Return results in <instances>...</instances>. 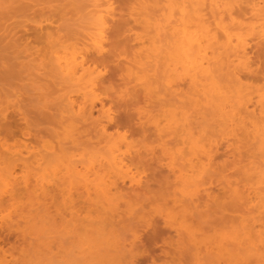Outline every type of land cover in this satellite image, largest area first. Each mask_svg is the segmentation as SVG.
Listing matches in <instances>:
<instances>
[{"label": "rangeland", "instance_id": "obj_1", "mask_svg": "<svg viewBox=\"0 0 264 264\" xmlns=\"http://www.w3.org/2000/svg\"><path fill=\"white\" fill-rule=\"evenodd\" d=\"M157 1L159 3L155 2V6L147 9L150 11L148 13L150 20L159 18L162 19L161 23L166 25L162 7L168 2ZM135 2L134 17L132 16L134 13L130 12L133 11L132 0L131 3L130 0H113L115 19L111 18L112 22L107 32L111 44H107L106 52L95 57L103 72L98 91L101 99L107 107H111L114 114L113 121L109 123V130L113 132L118 128L128 136V141L132 145L127 147L129 151L124 154L125 159L132 171L141 178V183L130 187L129 179L125 183L119 181L121 189L116 202L120 204L117 203L115 210L104 208L101 204H90L91 200L99 197L95 196L94 189L89 198L85 186L76 184L73 187L77 181L82 182L76 179L78 175L74 177L75 173L72 181L75 179L77 181L70 184L72 188L66 184L63 186H67L66 190L64 188L56 190L54 203L48 208L49 211L46 207L47 199L44 193H40L42 190L38 191L40 195L34 200L23 195L17 211H23L22 204L24 208L28 206V210L31 211L25 208L24 217H14L15 219L10 217L7 224L3 225L0 218L1 230L6 229L12 222L16 223L10 229L11 234L10 232L6 234L8 231L0 234V264L6 263L4 255L6 260H10L8 264H260L257 260L258 255L264 254L263 154L258 149L255 139L251 142L250 138V141L245 143L246 139L237 141L232 134L228 137L229 133H225L227 131L225 120L218 117L212 107L204 103V107L196 108L199 109L197 113L195 105L190 102V98L188 100L187 81L180 80V83H183L176 91L179 94L171 93L166 84L169 74L164 67L165 62L168 63L165 53L171 47L173 35L169 30L158 34L154 27L141 24L139 22L141 10L137 9L138 3ZM91 8L86 0H0L2 14L0 93L9 98L10 106L7 113L14 117H11L14 132L4 138L5 146H10L14 151L21 150L24 156L39 152L40 156L37 157H41L39 161L44 162L38 168L35 167L36 169L22 168L23 166L19 164L15 172L19 178L35 177V174L41 176L48 171L49 163L46 158L42 159L43 154L49 153L47 142L53 141L57 147L56 151L57 149L65 151L59 153L58 158L65 156L66 159L57 158L55 161L56 155L52 160L61 161L60 164L54 163L56 167L60 166L58 168H65L64 171L59 169L62 170L61 174L68 172L66 168L68 165L73 167L76 165L83 170L91 161L109 153L107 145L104 144L106 142L100 141L103 136L95 128L94 123L100 116V102L95 107L92 117L81 119L78 123L75 116V124L78 125L74 130L72 127L70 131L66 130L65 127L69 128L67 125L74 121L69 117L71 115L68 108L66 109L68 106L65 97L70 93L80 100L81 96L76 93V87L62 80L59 74L53 75V80L51 79L52 74H49L51 67L47 65L49 59L43 56L46 52L59 50L64 44L84 41L86 33L90 30L91 20L88 13ZM125 19L128 21L127 29L121 36L124 41L117 43L114 36L115 25ZM138 34L144 39L138 38ZM151 39H155L154 42L152 40L153 44ZM141 43H144L147 49L142 48L144 44ZM252 43V58L257 65L262 66V63L258 61V64L256 60L264 58V46L261 45V43L264 45V42ZM153 45L160 47L156 46V50L153 51ZM128 66L134 68L131 69L135 74L129 75ZM244 74L245 80L259 81L257 75L260 73L256 71ZM219 78L221 82L226 81L225 77ZM50 81L53 91L48 92L49 89L46 87ZM180 98L183 101H180ZM188 103L189 106L186 105ZM177 105L182 108L178 106L177 109ZM174 106L177 110L180 109L174 117L179 115L182 117L177 118L174 125L179 130L167 133L173 129V127L169 129L167 125L168 120L174 118L172 114ZM183 108L187 109L186 115L191 116H185ZM204 109L207 112L203 111ZM17 112H22L23 114L18 113L22 114V117ZM47 112H51L53 123L48 122ZM155 120L162 122L160 124L162 126L164 124L162 133L156 128L158 126H155ZM177 124L188 128V132L191 130V134L192 132L195 135L201 134V137H210L218 142L214 151V164L199 171L201 174H198L199 180L196 182L201 190L197 194L192 193L194 185L191 188L192 185L188 186L179 176L181 171L193 173L190 170H196L198 173V170L188 165L189 158L192 157L189 149L192 143L188 142L187 138L190 134L183 130L182 126L177 128ZM222 130H226L224 135ZM177 149L183 151V154ZM169 150L173 152L171 155ZM174 152L179 153V156L176 153L174 155ZM171 158H176V162ZM32 159L31 162L35 165L34 157ZM69 159L71 164L68 162ZM63 160L67 165L64 162V165L61 164ZM173 165L179 166L181 171L178 168L175 171L176 167H172ZM245 166L247 168L250 166L252 170ZM260 168L263 173L261 170L258 173L263 176L254 172ZM196 173L192 174L194 179H197L194 177ZM97 180L100 179L92 180V183L96 184L99 182ZM183 183L187 186L185 187ZM236 186L244 192L245 195L242 194L245 198H237L231 188ZM248 193H251V202ZM182 204L185 212L187 210L186 213L182 210ZM13 210L14 207H11L4 213L9 211L15 213ZM242 223H246L243 224L244 227ZM84 224L86 226H83ZM247 227L250 230H247ZM234 229L238 234L243 230L244 235L238 238L240 240L247 237L250 232L254 235L244 238L246 240L244 242L250 241L249 244L255 245H252L254 247L252 249L243 250V253L244 251L246 253L242 256L239 254L242 251L234 250L239 245L233 246L234 235H231L237 233ZM190 231L194 232L193 236ZM227 234H230V238ZM238 239L235 241H239L240 250L244 249L241 247L244 242ZM229 250H233L234 254L232 252L230 254ZM239 256L242 259H238ZM263 258L264 255L261 256V259Z\"/></svg>", "mask_w": 264, "mask_h": 264}, {"label": "bare ground", "instance_id": "obj_2", "mask_svg": "<svg viewBox=\"0 0 264 264\" xmlns=\"http://www.w3.org/2000/svg\"><path fill=\"white\" fill-rule=\"evenodd\" d=\"M86 1L89 2V4L92 6L91 10H89L88 13L90 14L89 19L91 20L90 22L91 25L89 27L90 30L86 33L85 36L86 39L84 41L83 40H81L80 42L77 41L69 45L64 44V46L62 45L63 47H61L62 49L60 48L57 51L54 50V52L52 51L46 52V54L44 53L45 55L43 56H45V59L46 58L49 59L47 65L49 64L48 66L51 67V69L49 68V70H51L49 74L50 73L52 74V76H50L51 79L53 80V75L59 74L62 80L75 86L76 93L81 96L80 100L75 98L70 93H68L65 97L66 106H68L66 107V109L68 108L67 110H69V113L71 115L69 117L71 121H74L67 125L69 128L65 127L66 130L69 129L70 131V129L72 128L74 130V128H76V125H78L81 119L85 120L92 117V115L94 114L95 107H97L98 102H100V106H99L100 116L98 117L97 120H95L94 123L96 125L95 128H97L103 136V139H101L100 141L106 142L104 144L107 145L109 153L106 156L99 158L100 160L97 159L99 160L98 162L97 160L91 161L90 165L88 166L86 165L87 167L86 169L82 170L78 168L76 165L74 167L68 165L66 168L67 171L69 172V175H67L68 172L67 173L63 172V174H61L62 170L59 169H63L64 171L65 168H58L60 166L56 167L57 165L55 166L54 163L57 164L60 159H63L65 157V156L62 157L61 154L60 155L61 158H58V154L62 153L63 151L62 150L58 151V149L56 151L55 148L57 147H55L53 141L47 142L46 143L47 144L46 146L48 147L47 152L49 153H47L46 155L42 153L44 155L42 159L46 158L45 160L47 161V163H49L48 164L49 167H47L48 171H46L44 175L41 176L35 174V177L26 176L24 178H19L20 176L18 177L15 174L16 168L19 166V164L21 167L23 166L22 168L24 167L38 168L39 166L44 164V162L39 161L41 159V157L39 158L37 157L39 155V152L38 153L36 152L35 154L32 153L33 155L31 156L29 155L24 156L21 150L14 151L11 149L10 146H5L6 142L4 141V138L7 135L11 136L14 132L13 123H12L13 120L12 118L14 117H12L13 115L11 116V114L9 115V113H7V109L10 106L9 105L10 100H8L9 98H5V95L0 93V218L2 221V225L4 223L7 224L10 217H12V219L14 217L15 218L24 217V212H25L24 210L25 208L28 210L27 208L28 206L24 208V205L22 204L24 212L22 210L21 212L17 211L18 210L17 208H20L19 206H21L20 198L23 195L24 196L27 195L28 197L33 198L34 200V198L36 196H39L40 193L41 194L44 193L43 195H45L44 197L47 199L46 207L48 209L51 208V206L54 203L56 190L57 189L61 190L62 188L66 190L67 186L63 187L64 185L67 184L69 185V187H71L72 183L76 182L77 181L76 179H78L79 181L82 182L79 183L77 181V183H75L73 187L76 184L77 186L83 185L87 189L89 198H91L90 195L93 191H95L94 192L95 196L99 197V199L95 198L96 200H91L92 203L89 202L90 204L92 205L101 204V206L104 208H111L112 210H115L117 208L116 207L117 203L120 204V202H116L118 201L117 200L119 196L118 192L121 189V185H119V181L121 180L123 181V183H125L127 179H129L128 181L130 183V187H134L135 185H139L141 183V178L138 177L132 171L124 155L127 154L126 151L127 152L129 151L127 147H129L132 144H130V142L128 141L129 138L126 135V133L121 132L118 128L116 129V131L113 130V132L109 130V123L113 121L114 118L113 110L111 109L110 106L108 107L106 106V103L101 99L100 93L98 91L99 83L101 81L102 78L101 76L103 72H102V68H100L99 66L100 64H98L97 61L98 59L95 56L103 54V52L106 50V47H108L107 44L108 43L111 44L110 40L108 39L109 36L107 32L110 27V22H112V20L115 19L114 10H113L114 3L113 0H86ZM135 1H137L138 3L137 9L141 10L140 11L141 18L139 19L140 20L139 22L141 24L145 23L146 25L144 26L146 27L149 26L154 27L158 34L165 32V30H169V32H171V34L173 35L172 39L170 38L171 47L165 53L168 63L166 64L165 62L166 67H164L166 68V72L169 74L168 75L169 77L166 79L167 82L166 84L168 85L171 93L176 92L180 88V84L183 83V82L180 83V80L187 81L189 85L188 100L190 98V102H192L193 105H195V110H198L197 113H199V109L196 108L204 107L203 106L204 103L212 107L214 109L213 110L214 113H216L218 117L220 116L226 122L227 131L225 130L226 131L225 132L222 130L223 133L222 131L221 133L223 135L228 132L229 133L228 137L232 134V136L233 135L235 136L237 141H242L246 139L245 143L246 141L247 142L250 141L249 140L250 138H252L251 142H253V140L255 139L256 140L255 142L258 145L257 147L260 150V152L263 154V158H264V58L256 60L257 62L258 61L261 62L262 66L261 64L257 65L255 60H253L252 58L253 57L252 42L253 41H256L258 43L264 42V0H165L168 3H165V6L162 7V9L164 10L162 15H163V19L166 20L167 23L166 25L161 23L162 19L159 18H156L155 20L154 19L150 20V16L148 14L150 11L147 9H149L152 6H155L154 3L155 2L157 3L158 2L157 0L156 1L132 0V3H134V5H133V11L131 10L130 12L134 13V15H132L134 17H135V3H136ZM138 17H139V12L137 11L136 12L137 19L136 18L135 19L138 20ZM1 20H2V14L0 13V21ZM127 23L128 21L127 19H125V21L117 23L115 25L114 36H116L117 43L124 41L121 36L124 35V32L127 29L126 28ZM151 27L150 29H152ZM110 29H112V27ZM129 29L132 30L131 28ZM139 36L140 35L138 34L137 35L138 38L144 39L142 36L141 37ZM152 40L154 42L155 39H151V43L153 44ZM140 42H142L141 39ZM144 45L142 46V48L147 49L146 45L145 47ZM261 45L264 46L263 43H261ZM156 46L160 47L159 45H155V47L153 45L152 47V49L154 48L153 51L156 50ZM133 60L135 61V58ZM130 61L132 62V60ZM128 67H129L128 69L129 75L135 74L133 70L134 68L131 67L133 68L131 69L130 66ZM255 71L257 73H260L259 76L257 75L258 77L257 80L261 82L252 79L251 80L244 79L245 72H255ZM219 77H225L226 81L224 82L222 80L221 82V78ZM46 88L49 89V90L47 89L48 92L51 90L53 91V86L51 81L50 83L49 82L47 83ZM189 92L191 95L189 94ZM180 97H182V95H180ZM180 99H181L180 101H183L182 98ZM185 99L184 102L186 101ZM186 105L189 106L190 104L188 103ZM178 106L179 105H177V109ZM208 106L206 108L207 110H208ZM179 108L182 107L179 106ZM185 108H183L182 110L185 113V116L189 117L188 115L190 114L187 113L188 115H186L185 111L187 109L184 110ZM175 109L176 107L174 106V109H172L173 117L178 111H180V109L179 110L177 109L175 110ZM206 109H204L203 111H206ZM18 113H22V112H17V114ZM22 114H18V115H21L22 117ZM75 116L76 118H78L77 124H75L76 123L75 122L76 119H74ZM23 117L25 118V116ZM46 117L49 123L50 122L53 123V116L51 112H47ZM179 117L182 118L181 115H179ZM179 117L175 116L174 118H171L170 121L168 120V125H167L168 128L171 129V127H173L174 130L171 129L170 131H167V133H174L175 131L179 130L174 127V125H176L175 123L177 122V118L179 119ZM154 122L156 124L155 126H158L156 128H158V130H161L162 133L163 128H165L164 124L162 126L160 125L162 122L159 123L160 121L156 122V120ZM177 125L178 126L176 127L178 128L180 125L179 124ZM181 126L184 127L183 128L184 130L185 126L183 125ZM23 127L25 126H22V128ZM187 129L188 128H186L185 131ZM190 131L191 130H189L188 132L187 130L188 134H190L188 136H190L191 138L189 139L188 136L187 138H188V142L192 143V145L190 144L191 148H189L191 149L190 151L192 153V157L189 158L190 164L188 165L193 169L195 167L198 170V173H196L197 172L196 170L194 171L190 170L193 173L194 172L196 173V176L194 174V177H196L197 179L193 178L192 175L193 173L190 172L191 173L190 174L186 171H181L180 167L177 165L175 166L173 165L172 167H176L175 171L177 168L178 170L181 171V173L178 174L179 176H181L182 181L188 184V186L191 184L192 185L191 188H192L194 185L192 193L197 194L198 192L200 193L201 190L200 185L196 182V180L197 181L199 180V176H198V174L200 173L199 171L201 170L203 171L214 164L213 163L214 151L216 146H218L217 145L218 142L217 141L215 142V140L211 139L210 137H201V134L195 135L194 132H192L191 134ZM187 132H183V133L187 134ZM205 139H207L208 141L207 142L204 141ZM125 148H127L128 150ZM169 152L170 155L173 153L171 150H169ZM178 152L179 153L181 152L180 149ZM175 153L177 154V156H179L178 155L179 153L174 152V155ZM33 157L35 160V165L32 164ZM54 157H56V159ZM57 158L59 159L57 162L52 161L53 159H55L56 161ZM172 160L176 162V158L175 159L173 158ZM63 162L64 160L62 161L61 164H63ZM68 162L69 164H71L70 159ZM64 164L67 165L65 162ZM185 167L187 166L185 165ZM251 167L249 166L248 168L251 169ZM260 170L261 168L258 171L254 170V172L258 173ZM260 172L263 173L264 171L262 172L261 170ZM74 173L76 175H74ZM261 173L258 174H260L261 176L262 175ZM90 174L93 175L96 174L97 176L94 177L93 175ZM73 175L74 177L78 175V177H76L74 181H72ZM90 176H93V178H90ZM95 179H100V180H97L99 182L96 181L97 183L93 184L92 180ZM242 179L245 181L244 178ZM263 180H264V176H263ZM91 183L93 184V186L91 185ZM185 183L183 184L186 187L187 185ZM234 183L235 181H233V184ZM230 185L232 186V184ZM231 188H233L232 190L234 194L237 196V198L240 197L241 199L244 197L243 196L244 192H242L241 189H239L237 186ZM39 190L42 191L39 193L38 192ZM249 190L251 192V187L249 188ZM252 190L254 189L252 188ZM250 194L249 196H251ZM236 196L235 199L238 201ZM249 198H250L249 201L251 202L252 196ZM33 200L31 202L34 206ZM11 207H14L13 211L16 212L13 213L9 211L5 214L4 212ZM182 208H183L182 210H184L185 212L184 205ZM31 215L32 213H30V216ZM112 216H114V213ZM15 224L14 222H12L6 226L7 228L5 227L6 229L1 230L0 228V234L2 232L5 233V231H8L6 234H8L9 232H10L9 234H11L10 229ZM243 224L246 223H242V225ZM83 226L86 225L84 224ZM179 227L181 226L179 225ZM181 229L183 228L181 227ZM236 229L239 230V228L237 227ZM246 229L250 230V228L248 229V227ZM192 231H190V233L193 236L194 232L192 233ZM242 231L243 230L240 231L242 235H240V233L238 234L237 230L235 231L237 232L236 235L234 231H233L234 234L230 233L232 234L231 236L234 235L233 243L235 244L233 246L239 244L237 245V248L234 247L233 248L234 250H238L237 252L242 251L241 253H239L241 256L242 254L244 255V253H246L248 249L254 248L253 246L255 245V244L253 245V243H252L253 246L249 244L250 241L249 243L244 242L246 241L244 238H248V235L250 236L252 235L251 232L250 234H248L249 231L247 232L248 234L247 237H243V239L241 240L238 239L239 236L244 235L243 234L244 232ZM92 232L93 231H91V233ZM252 236L254 237V235ZM231 238L233 239V237ZM235 239L240 240V242L242 241L244 242L243 245L245 244L244 245L245 247L241 243L242 245L241 247L244 249L240 250L239 248L240 243L239 241H235ZM249 240L251 239L249 238ZM224 243L225 242H223V244ZM246 245H248V248H246ZM243 250L246 251H244L243 253ZM231 252L234 254L233 250L230 251V254ZM239 254H237V256ZM262 255L264 254L260 253L258 255L259 258H257L260 264H264V258L261 259ZM4 256H3L5 260L4 263L6 262L8 264L10 260H6ZM238 259H242V257Z\"/></svg>", "mask_w": 264, "mask_h": 264}]
</instances>
